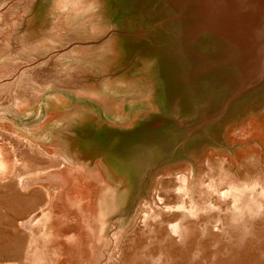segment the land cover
I'll list each match as a JSON object with an SVG mask.
<instances>
[{
	"label": "rangeland",
	"instance_id": "obj_1",
	"mask_svg": "<svg viewBox=\"0 0 264 264\" xmlns=\"http://www.w3.org/2000/svg\"><path fill=\"white\" fill-rule=\"evenodd\" d=\"M20 1L0 0V75L9 79L0 88V132L33 138L63 129L73 152L82 151L79 162L95 168L65 166L54 173L61 181L45 182L61 187L52 192L51 225L53 245L60 252L58 264H99V252L94 249L96 224L89 217L98 215L101 191L109 184L104 166L115 170L114 178H108L128 197L106 228L108 236L122 231L123 244L139 222L143 212L138 209H144L145 197L157 200L162 184L173 183L178 172L189 175L188 184L194 182L200 189L212 180L225 186L224 178L233 172L247 178L261 171L264 147L256 141L264 146V85L232 101L238 90L234 70L221 69L202 77V83L214 90L211 99H193L190 93L181 99L169 54L153 53L143 35L132 33L150 23H139L134 16L137 0ZM108 41L116 53L109 66H92L88 75L78 69L71 75L76 63L73 55L86 48L99 52ZM102 88L109 89L110 99L98 96ZM142 89L146 95L135 94ZM30 99L37 101L19 108L28 114L17 117L11 110L4 112L15 101ZM228 102L229 109L224 111ZM68 113L77 118L67 121ZM50 142L46 146L56 151L58 147ZM1 147L11 161L7 144ZM191 169L196 170L195 177ZM12 170L11 165L4 178L11 177ZM260 174L264 176V171ZM80 195H87L86 202Z\"/></svg>",
	"mask_w": 264,
	"mask_h": 264
},
{
	"label": "bare ground",
	"instance_id": "obj_2",
	"mask_svg": "<svg viewBox=\"0 0 264 264\" xmlns=\"http://www.w3.org/2000/svg\"><path fill=\"white\" fill-rule=\"evenodd\" d=\"M23 1L28 0L20 2ZM137 1L134 16L139 23L143 20H150V23L148 28L132 33L143 35L148 50L153 53L169 54L181 99H187L186 93L193 99H211L214 90L202 83V77L221 69L234 70L231 73L238 90L231 97L232 101L264 85V0ZM78 54L73 55L76 61L75 71H71L73 76L79 70L88 75V68L92 66H109L116 56L110 41L99 52L86 48ZM85 63L89 66L85 67ZM7 78L0 75V88L4 80L9 81ZM107 92L110 94L105 88L97 91L101 100L110 99ZM134 92L138 96L146 95L143 89ZM36 101H15L4 112L23 116L28 113H21V104L31 106ZM231 102L225 104L224 111L229 109ZM73 114L65 115L66 120L72 121ZM48 140L52 147H58L56 151L46 146ZM256 142L264 147L259 140ZM3 144H7L13 155L11 161L4 156ZM80 153L73 152L69 135L63 129L38 133L33 138L0 132V264H58L60 252L53 245L55 235L51 225L52 192L61 187L45 182L61 181L54 173L65 166L92 167L79 162ZM11 165L12 176L4 178ZM102 168L109 184L101 191L100 211L90 216L82 209L90 216L89 221L96 224L94 249L99 252V264H264V176L260 174L264 164L253 176L243 178L233 172L223 179L225 186L221 181L212 180L200 189L194 182L188 184L189 175L178 172L174 181L171 180L173 183L162 184L157 200L145 197L144 209H138L143 213L141 216L136 213V217L140 216L139 222L134 221L133 230L130 226L132 233L127 235L125 244L121 240L122 231L108 236L106 228L111 216L120 212L128 197L123 196L120 185L110 182L115 170L107 166ZM191 174L195 177L196 170L191 169ZM85 193L89 194L90 190ZM80 198L86 202L87 195H80ZM78 204L73 201V205ZM109 242L111 246L106 247Z\"/></svg>",
	"mask_w": 264,
	"mask_h": 264
}]
</instances>
